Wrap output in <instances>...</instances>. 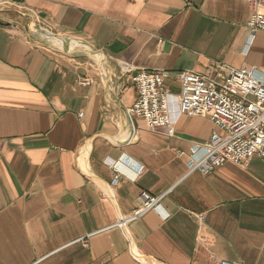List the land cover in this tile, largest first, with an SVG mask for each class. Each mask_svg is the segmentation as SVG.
<instances>
[{"label":"crops","instance_id":"1","mask_svg":"<svg viewBox=\"0 0 264 264\" xmlns=\"http://www.w3.org/2000/svg\"><path fill=\"white\" fill-rule=\"evenodd\" d=\"M251 14L245 0H4L0 264H140L132 249L264 264V162L189 173L214 125L178 111L180 73H264L246 61ZM141 71L170 75L168 127L129 115ZM143 193L161 209L120 229Z\"/></svg>","mask_w":264,"mask_h":264},{"label":"built area","instance_id":"2","mask_svg":"<svg viewBox=\"0 0 264 264\" xmlns=\"http://www.w3.org/2000/svg\"><path fill=\"white\" fill-rule=\"evenodd\" d=\"M252 9L247 24L249 41L264 33V0H245ZM4 0H0V5ZM248 51V50H247ZM168 72L141 71L133 79L138 98L128 110L131 119H141L148 128H164L171 124V103L166 86ZM181 91L178 111L188 117H206L213 125L209 142L192 149L189 173L209 175L231 163L248 169L255 158L264 162V73L255 68L231 70L218 82L192 72L178 75ZM115 184L120 174L116 165ZM165 195L152 198L142 194V204L117 226L127 230L129 224L144 217L150 211H159ZM166 218V217H165ZM204 221V217H200ZM132 254L140 264H160L154 259ZM213 264H241L215 259Z\"/></svg>","mask_w":264,"mask_h":264},{"label":"rangeland","instance_id":"3","mask_svg":"<svg viewBox=\"0 0 264 264\" xmlns=\"http://www.w3.org/2000/svg\"><path fill=\"white\" fill-rule=\"evenodd\" d=\"M246 61L251 65L264 64V35H258L254 40Z\"/></svg>","mask_w":264,"mask_h":264},{"label":"bare ground","instance_id":"4","mask_svg":"<svg viewBox=\"0 0 264 264\" xmlns=\"http://www.w3.org/2000/svg\"><path fill=\"white\" fill-rule=\"evenodd\" d=\"M69 44H70V43H65V42H63V43H62V46H63L64 48H66Z\"/></svg>","mask_w":264,"mask_h":264}]
</instances>
